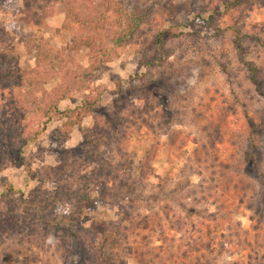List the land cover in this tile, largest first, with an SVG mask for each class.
Returning <instances> with one entry per match:
<instances>
[{"label":"rangeland","instance_id":"1","mask_svg":"<svg viewBox=\"0 0 264 264\" xmlns=\"http://www.w3.org/2000/svg\"><path fill=\"white\" fill-rule=\"evenodd\" d=\"M106 1L0 0L12 73L0 119L17 128L0 132V264H264V97L246 75L251 63L264 79V0ZM134 4L152 10L126 36ZM66 87L49 110L44 96ZM98 114L113 121L102 136ZM251 119L263 123L252 166ZM109 138L110 161H132L126 198L80 177L108 159Z\"/></svg>","mask_w":264,"mask_h":264},{"label":"trees","instance_id":"2","mask_svg":"<svg viewBox=\"0 0 264 264\" xmlns=\"http://www.w3.org/2000/svg\"><path fill=\"white\" fill-rule=\"evenodd\" d=\"M104 3H106V0H103ZM165 2L166 6H170L171 9H173V3L171 0H162ZM114 12L120 15V12L122 10L120 9H116V6H114ZM133 10L131 11L130 14H126L125 17L129 18V22H128V29H127V35L126 36H132V34L135 32V29L137 28V26H139L144 20H146V18L148 17L149 13L152 10V7L149 6L146 9L143 8H139V6H137L136 4L132 5ZM135 10V11H134ZM99 14H101L99 12ZM118 19V18H117ZM116 19V20H117ZM120 20V19H119ZM118 21V20H117ZM100 27H104L103 25H101ZM237 35H239V31H237ZM1 34H3V32H0ZM125 36V38H126ZM125 38L122 36L120 37H116L113 39L114 44H121L126 42ZM95 40L90 41L88 43H94ZM156 44L157 47L159 49L163 48V44L161 42V39L159 36H156ZM4 60V56L2 54H0V62H2ZM51 68L53 69H59V63L57 62L56 58H54V60H52L51 62ZM246 72H247V79L248 81L253 85L255 91L262 97H264V79H262V77L259 75V71L258 69L251 65V63H247L246 64ZM27 73V71L25 72H21L20 74L17 75V78L21 81L22 85H25L23 87V93L24 96L26 98H29L31 101H33L35 104H37L36 102V97H33V80L31 78H28L27 76H25L24 74ZM12 77V73L10 71H4L2 70V67L0 66V81L4 80V79H8ZM68 85V84H66ZM164 87H168V86H164ZM148 90V87H146ZM156 93L158 95H162L165 94V92H163L160 89H155ZM66 92H67V87L66 88H55L53 90H51L48 95H45L44 97L47 96V98L49 99L47 106L48 109L51 110L52 108H57L60 104V102L62 100H64L66 98ZM149 92V91H148ZM83 104L81 106L82 109L91 111L92 108H94L93 105V100L89 99V95H83ZM79 109V108H78ZM65 112V118L66 120H70L71 116L74 115L75 111H69V109H63ZM80 116V115H79ZM116 116V115H114ZM117 117V116H116ZM115 117V119H116ZM94 126L93 129L101 132V136L103 135L102 132L103 130H107L108 127H110L111 123L113 122L111 120V117L108 118H101L98 115L94 116ZM64 124L69 126V128L72 127L71 122H67L64 121ZM263 123H261L260 121L255 122L254 119H251L250 122V128H251V136H250V151L248 152V161L250 162V165L252 166V163L256 157V148L258 146V138L260 133L262 132L261 127ZM116 125H120V123L117 122ZM10 126H9V118H2L0 119V132L1 134L4 136V139H9L12 135L16 134L17 132V128H11L14 129L13 131H10ZM217 132V131H216ZM94 133V132H93ZM119 134L118 136H115V138H120V136L122 135V133L119 131L117 132ZM94 134H98V133H94ZM115 138L113 139H108L109 141H103V145H106V151H105V156L108 159H104V163H97V167L94 166L93 169L89 172V174H85L82 173L80 175V177L83 179L84 182H87V184L89 185H93L95 187V189H97V191L100 193V197H103L107 191H111L110 195L111 197H119V198H126V196H128L129 194L133 193V185H132V181L134 180V178H132V161L130 158H128V153L125 151L120 150V156H121V160L117 163H113L110 161L109 158V152L112 149V142H114ZM107 142V143H106ZM25 145V141L23 140L22 137H20L19 135V147ZM83 144L81 145L82 148ZM80 148V149H81ZM66 148L62 149V158L63 161L61 162L60 166H64L65 162L67 160V153H66ZM98 160L99 159L96 157H92L91 155H89V160ZM72 173H70L71 175ZM66 175V174H64ZM64 175H61L60 178H63ZM57 178V177H56ZM107 178V179H106ZM58 179V178H57ZM113 185V186H112ZM60 191V189H58ZM117 204H119V201H117ZM1 218V216H0ZM51 221H53V219H51ZM50 221V222H51ZM75 222V221H72ZM51 224H53V222H51ZM56 224V225H55ZM58 223H54L52 226L53 227H57ZM219 222H214V224L212 225V227L210 226L209 228V232L210 231H214V229H216L218 227ZM64 223H62L61 228H63ZM93 231L95 233H98L99 229L98 228H93ZM208 232V233H209ZM207 233V232H206ZM99 234V233H98ZM259 241H260V245L262 248H264V234L259 235ZM31 258H27L23 264H32L34 261H30L29 263L28 260ZM110 264V263H107Z\"/></svg>","mask_w":264,"mask_h":264}]
</instances>
